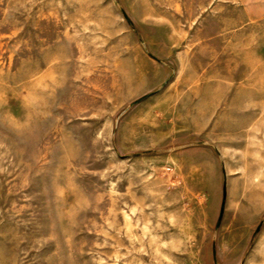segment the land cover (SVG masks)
Returning <instances> with one entry per match:
<instances>
[{"label": "rangeland", "instance_id": "1", "mask_svg": "<svg viewBox=\"0 0 264 264\" xmlns=\"http://www.w3.org/2000/svg\"><path fill=\"white\" fill-rule=\"evenodd\" d=\"M0 264H264V0H0Z\"/></svg>", "mask_w": 264, "mask_h": 264}]
</instances>
